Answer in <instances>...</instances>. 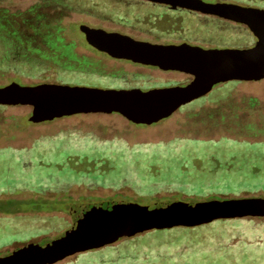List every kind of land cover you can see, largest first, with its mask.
I'll return each instance as SVG.
<instances>
[{"label":"rangeland","instance_id":"374dc122","mask_svg":"<svg viewBox=\"0 0 264 264\" xmlns=\"http://www.w3.org/2000/svg\"><path fill=\"white\" fill-rule=\"evenodd\" d=\"M36 1L4 3L14 14L27 11ZM223 1L252 5L246 0ZM125 12L112 19L125 18ZM50 16H54L53 11ZM101 19L85 13L54 20L62 29V37L75 44L74 53L94 61L99 73L57 76L50 68L25 75L0 68V84L50 82L150 90L189 82L191 77L185 73L115 60L96 51L82 34L81 24L176 41L146 26L132 30ZM228 92H236L240 98H257L259 104L249 107L247 120L264 128V110L258 109L264 108V79L227 82L182 106L171 118L152 125L136 124L117 113H80L34 123L30 120L31 106L0 107V249L39 233L30 224L26 229L22 222L28 219L20 214L56 212L71 219L67 212L76 201L120 198L147 205L158 200L204 202L264 197V133L243 128L206 133L190 124L194 120L186 111ZM56 264H264V217L154 229L74 254Z\"/></svg>","mask_w":264,"mask_h":264},{"label":"water","instance_id":"95a60500","mask_svg":"<svg viewBox=\"0 0 264 264\" xmlns=\"http://www.w3.org/2000/svg\"><path fill=\"white\" fill-rule=\"evenodd\" d=\"M185 8L246 25L256 37L249 48H213L198 43L137 37L81 24L87 42L114 58L191 77L186 85L143 90L102 89L58 83L0 84V105L32 107L34 123L80 113L120 114L152 125L182 106L230 81L264 79V8L238 1L146 0ZM72 226L45 243H33L0 256V264H56L154 229L194 227L217 219L264 217V197L185 202L158 200L147 205L126 200L73 202Z\"/></svg>","mask_w":264,"mask_h":264},{"label":"flooded vegetation","instance_id":"af4514ba","mask_svg":"<svg viewBox=\"0 0 264 264\" xmlns=\"http://www.w3.org/2000/svg\"><path fill=\"white\" fill-rule=\"evenodd\" d=\"M4 2L5 0H0V50L3 53V56L1 57L3 58V60L11 59L20 62H29L36 60L43 61L45 63H47L48 61H51L53 63L61 61L66 65H69L70 70L72 69L74 71L84 73L89 71H92L94 73L96 72L94 61L87 59L85 55L74 53L73 48L76 47L75 44L68 43L66 39L62 37V29L59 27V25L54 24V20L56 18V21H60V18L69 16L71 14L90 13L93 15H97V17L99 16V18H102L101 21L104 19L105 21L107 19H110L115 24H118L117 26H125L126 28L129 27V29L136 30L141 28L140 26H144V23L142 21L143 18L141 16L145 4H159L171 8V6L169 5L161 4L158 2H150L146 0H37L34 6L28 8V10L26 9L27 11H19L13 14L10 11V7L5 5ZM213 2L218 1L214 0ZM177 9H183L192 13L202 14L201 12L188 10L185 8L179 7ZM127 10L137 11L138 16L136 18L135 24L129 25L124 20V18H122L121 20L112 19V16L119 14L120 11L122 13L123 11ZM50 11L54 12V16H50ZM49 25H51V27ZM94 28H102L107 30L104 27ZM108 31L112 32L114 30ZM115 31L122 32L120 30ZM175 40L180 42L193 43V41L190 40ZM90 46L99 53H102V51L98 50L96 47L92 45ZM112 58L114 59V57ZM115 60H118V58H115ZM191 80L192 79H190L189 82ZM189 82H187L186 84H188ZM232 82L236 83L241 81ZM225 84L226 83H224L223 85ZM255 104H259L257 98H251L248 96L240 98V96L236 92H228L220 95L217 99H215V101H208L203 105L195 107L186 112H188L187 115L194 120V122H190L191 126L197 128L201 132H212L218 134L224 130L238 129V131H240V128H243L252 130V132L255 133H264V128H261L256 124H251L247 120L249 107ZM258 109L264 110V108ZM119 199L120 198L103 200L100 199L97 202ZM67 213L71 217L70 209ZM20 215H23L22 217L28 219V221L22 222V224L27 227L26 229L29 228L28 225L30 224L32 229L39 233L31 236L25 241H17L11 243L10 245H7L3 249H0V256L11 254L17 249L23 248L28 244L45 243L46 241L55 238L59 234L69 229L73 224L72 217L71 219L67 218L64 213L37 212L25 213Z\"/></svg>","mask_w":264,"mask_h":264},{"label":"trees","instance_id":"16d2710c","mask_svg":"<svg viewBox=\"0 0 264 264\" xmlns=\"http://www.w3.org/2000/svg\"><path fill=\"white\" fill-rule=\"evenodd\" d=\"M73 1V0H70ZM88 1V0H85ZM214 1V0H213ZM219 1V0H217ZM252 5L264 7V0H246ZM125 21L135 24L137 11L127 10L124 13ZM144 26L158 30L162 36L174 37L180 40L205 42L220 48H249L256 43V37L251 30L241 23L226 20L212 15L192 13L183 9H171L164 5L145 4L142 13ZM51 27V25H49ZM60 29V28H59ZM0 68L5 70H17L25 75H37L50 68H54L56 74H69L78 72L70 70L64 62L43 61H15L1 58ZM59 79V78H58ZM60 81V80H59ZM2 107V106H0Z\"/></svg>","mask_w":264,"mask_h":264}]
</instances>
